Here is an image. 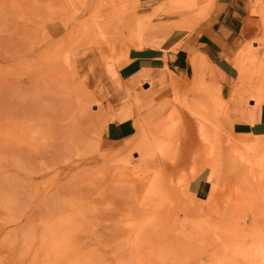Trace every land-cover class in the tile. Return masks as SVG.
Here are the masks:
<instances>
[{"label":"rangeland","instance_id":"1","mask_svg":"<svg viewBox=\"0 0 264 264\" xmlns=\"http://www.w3.org/2000/svg\"><path fill=\"white\" fill-rule=\"evenodd\" d=\"M142 17L133 0H0V264H264V137L222 126L204 68L127 88L114 65L145 44ZM255 45L230 100L264 101ZM127 119L132 136L103 138Z\"/></svg>","mask_w":264,"mask_h":264},{"label":"crops","instance_id":"2","mask_svg":"<svg viewBox=\"0 0 264 264\" xmlns=\"http://www.w3.org/2000/svg\"><path fill=\"white\" fill-rule=\"evenodd\" d=\"M133 2L135 14L143 16L145 44L125 47L122 60L114 65L118 79L127 81V88L138 80L139 73L145 76L143 80L153 81L168 72L180 78L193 79L191 59L205 57L212 69L208 67L203 73L215 75L220 95L226 101L222 126L233 135L264 137V101L254 103L247 95L229 99L238 75L232 61L239 51H247L256 43L252 49L264 60V17L261 13L264 0H194L196 5L179 14L169 12L174 0ZM184 20L187 24L181 26ZM167 24L174 26L164 34L157 32L156 29ZM247 83L253 84L254 79ZM134 133L132 119L108 121L102 131L107 142L122 141ZM200 174L187 184L188 193L196 199L204 194L207 182V178Z\"/></svg>","mask_w":264,"mask_h":264},{"label":"bare ground","instance_id":"3","mask_svg":"<svg viewBox=\"0 0 264 264\" xmlns=\"http://www.w3.org/2000/svg\"><path fill=\"white\" fill-rule=\"evenodd\" d=\"M176 2H180V4L175 9H172V12L171 13H175V14L182 13L184 10L188 9L189 7H192L195 4L194 3V0H174V4H176ZM193 8H195V6ZM192 12H193V10H192ZM185 23H186V21L184 20V21L181 22L180 25H184ZM191 64H192V67H193L194 70H198V69H202V68L208 69V67L212 69V66L208 63V61L206 60V58L205 57H202V56H200V57L199 56L193 57L191 59ZM211 69H209V71Z\"/></svg>","mask_w":264,"mask_h":264},{"label":"water","instance_id":"4","mask_svg":"<svg viewBox=\"0 0 264 264\" xmlns=\"http://www.w3.org/2000/svg\"><path fill=\"white\" fill-rule=\"evenodd\" d=\"M142 87H143V88H146V87H147V84H146V83H144V84L142 85Z\"/></svg>","mask_w":264,"mask_h":264}]
</instances>
